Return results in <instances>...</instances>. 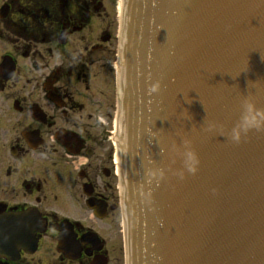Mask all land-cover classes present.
Returning a JSON list of instances; mask_svg holds the SVG:
<instances>
[{
	"label": "water",
	"instance_id": "1",
	"mask_svg": "<svg viewBox=\"0 0 264 264\" xmlns=\"http://www.w3.org/2000/svg\"><path fill=\"white\" fill-rule=\"evenodd\" d=\"M121 22L127 264H264V130L228 139L264 108V0H123Z\"/></svg>",
	"mask_w": 264,
	"mask_h": 264
},
{
	"label": "flooded vegetation",
	"instance_id": "2",
	"mask_svg": "<svg viewBox=\"0 0 264 264\" xmlns=\"http://www.w3.org/2000/svg\"><path fill=\"white\" fill-rule=\"evenodd\" d=\"M120 7L0 0V264H126Z\"/></svg>",
	"mask_w": 264,
	"mask_h": 264
},
{
	"label": "clouds",
	"instance_id": "3",
	"mask_svg": "<svg viewBox=\"0 0 264 264\" xmlns=\"http://www.w3.org/2000/svg\"><path fill=\"white\" fill-rule=\"evenodd\" d=\"M159 90L160 83L158 81L149 86L150 93H158ZM252 130H264V108H257L250 100H244L239 119L231 128L228 139L233 143H240L242 137ZM185 145L186 150L183 155L186 167L189 173L195 174L198 170L199 159L188 141L185 142Z\"/></svg>",
	"mask_w": 264,
	"mask_h": 264
},
{
	"label": "rangeland",
	"instance_id": "4",
	"mask_svg": "<svg viewBox=\"0 0 264 264\" xmlns=\"http://www.w3.org/2000/svg\"><path fill=\"white\" fill-rule=\"evenodd\" d=\"M101 90V88H99Z\"/></svg>",
	"mask_w": 264,
	"mask_h": 264
}]
</instances>
